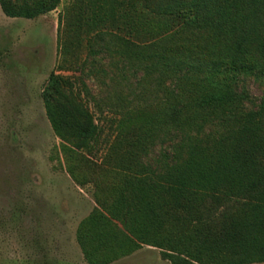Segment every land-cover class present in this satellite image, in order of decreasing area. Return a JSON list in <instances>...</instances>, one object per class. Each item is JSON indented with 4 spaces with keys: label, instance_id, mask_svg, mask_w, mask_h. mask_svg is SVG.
<instances>
[{
    "label": "trees",
    "instance_id": "trees-1",
    "mask_svg": "<svg viewBox=\"0 0 264 264\" xmlns=\"http://www.w3.org/2000/svg\"><path fill=\"white\" fill-rule=\"evenodd\" d=\"M61 1L0 0V6L8 17L36 19ZM95 10L88 33L117 15L130 37L120 36L130 45L122 53L142 72L137 86L152 81L162 95L156 110L127 113L118 136L145 140L166 132L178 142L162 155L166 183L146 169L110 206L94 192L116 222L98 209L81 222L77 241L87 262L110 264L148 245L170 264H264V97L256 103L245 91L249 79L264 85V0H103ZM77 18L81 24L85 13ZM72 88L69 78L52 73L42 98L68 172L83 184L75 157L93 153L102 131L91 112L80 120L63 102ZM172 218L181 228L169 224Z\"/></svg>",
    "mask_w": 264,
    "mask_h": 264
},
{
    "label": "rangeland",
    "instance_id": "rangeland-1",
    "mask_svg": "<svg viewBox=\"0 0 264 264\" xmlns=\"http://www.w3.org/2000/svg\"><path fill=\"white\" fill-rule=\"evenodd\" d=\"M101 2L62 0L57 9L36 19L8 17L0 6V264H89L77 241L81 222L96 209L116 222L109 208L96 204L94 192L99 190L110 206L146 169L168 180L162 155L178 142L177 135L169 139L160 132L145 140L118 136L127 113L145 106L156 110L162 95L155 94L152 81L137 86L142 72L135 73L122 53L130 45L119 38L130 37L117 15L88 33L86 22ZM119 10L117 6L115 14ZM82 13L80 24L77 16ZM99 30L108 35L97 39ZM61 39L68 45L66 56ZM52 73L71 80L73 88L62 100L75 116L84 120L91 112L102 131L93 153L82 151L75 157L83 184L69 174L61 140L44 107L42 94ZM245 88L251 99L261 102L264 85L249 79ZM181 223L172 218L169 224L181 228ZM110 228L104 227L105 237ZM167 228L176 235L180 231ZM110 264L170 262L161 249L144 245Z\"/></svg>",
    "mask_w": 264,
    "mask_h": 264
}]
</instances>
